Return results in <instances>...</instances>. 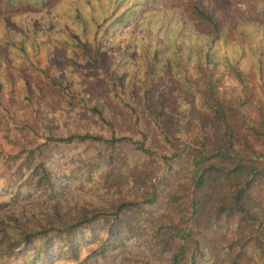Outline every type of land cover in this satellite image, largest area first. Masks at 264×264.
Masks as SVG:
<instances>
[{
    "label": "trees",
    "instance_id": "16d2710c",
    "mask_svg": "<svg viewBox=\"0 0 264 264\" xmlns=\"http://www.w3.org/2000/svg\"><path fill=\"white\" fill-rule=\"evenodd\" d=\"M6 1L11 7L19 2ZM111 1L21 0L25 14L49 10L47 17L61 30L0 33V43L21 56L20 66L40 49L78 50L77 60L99 65L104 52L112 55L107 94L82 95L75 80L59 79L56 106L79 112L82 127H27L42 141L24 156L22 164L37 160L26 181L51 207L1 212L5 246L23 244L17 264H86L121 253L130 241L154 261L166 255L167 264H264V153L245 140L243 148L236 145L238 130L264 140V25L241 16L229 24L193 6L203 29L182 18L169 26L170 17L149 11L134 42L123 32L138 11L132 5L117 13L119 5ZM123 72L124 89L118 86ZM165 73L191 95L203 121L192 114L186 124L174 111L171 128H165L157 98ZM89 143L95 147L90 155L59 167L51 166L53 153L43 150ZM75 179L117 201L62 213Z\"/></svg>",
    "mask_w": 264,
    "mask_h": 264
},
{
    "label": "rangeland",
    "instance_id": "374dc122",
    "mask_svg": "<svg viewBox=\"0 0 264 264\" xmlns=\"http://www.w3.org/2000/svg\"><path fill=\"white\" fill-rule=\"evenodd\" d=\"M20 2L21 0L15 7H11L6 0H0V33L5 28V30L15 33H26L31 29L38 31L41 35H44L45 32L56 34L61 30V27H57L47 17L48 8L45 13L35 11L36 14L34 12L25 14ZM111 2L118 3L117 13L132 5L138 11L136 18L125 27L123 32L127 38H132L134 42L142 35L141 25L144 24L146 16H150L149 11L153 14L158 11L160 18L170 17L165 21L169 26H173L176 19L182 18L194 20L196 25L199 24V28L203 29L202 21H196L198 16L194 13L193 6L211 11L213 15L219 16L222 21L229 24H234L236 19L241 16L248 22L250 20L258 21L264 25V2L262 0H112ZM145 5H149V7L142 10ZM57 6L52 9L55 10ZM164 9L167 11L166 13H163ZM71 31H75V28H71ZM216 44L221 46L219 40ZM78 56V50L68 53L60 48L48 52L40 49V52L32 57L29 63L20 66L22 65L19 60L21 56L0 43V213L33 207L42 211L51 207L50 202L39 192L40 190L30 188L33 182L26 181L37 160L31 159L30 164H22L24 156L33 143L42 141L40 137L37 139V137L31 136L27 127L43 126L53 132L65 128L72 130L82 127L83 122L76 118L79 112L66 113V109L59 105L56 106L59 101L57 84L60 78L69 77L75 80L82 95H91L94 92L107 94L105 85L107 79L111 77V53H103L100 65L84 59L77 60ZM126 84V72H123L118 77V86L124 89ZM225 84L226 81H224ZM134 95L138 97L137 92H134ZM157 98L159 99L161 121L166 129L172 126L174 111L181 112V117L184 118L186 124L192 122L189 119L192 114L198 117L197 122L203 121V115L196 112L190 103L191 95L187 94L169 73H165L160 78ZM186 107L188 108L186 109ZM244 140L264 153V140L255 139L245 130H238L236 132L237 147L243 148ZM90 147L92 150L95 149L93 143H89L81 144L74 150L68 151L62 148L51 151L49 146L43 150L45 153H53L50 158L51 166L59 167L66 161L79 159L77 157L79 154H81L80 160L84 159L86 157L84 154H91ZM191 170L188 167V175ZM55 177L56 181H61L63 175L57 172ZM71 192V203L60 208L64 214L76 213L77 210L83 209L89 211L101 209V207H106L117 201L112 199V196L96 192L82 180L72 181ZM181 207H183V203ZM3 233L5 232L0 231V264H17L21 259L19 249L23 244L15 249H8L4 244L6 235ZM119 252L120 250L110 252L104 258H89L86 260V264H167L166 255L158 261L149 259L142 250L133 246L132 241L126 245L124 251ZM3 253L9 255L3 257ZM86 254L87 250L83 249L80 260ZM76 263L74 260H68L55 264Z\"/></svg>",
    "mask_w": 264,
    "mask_h": 264
}]
</instances>
